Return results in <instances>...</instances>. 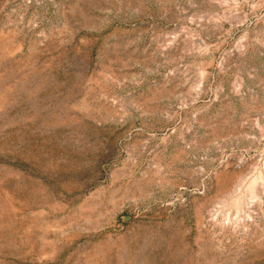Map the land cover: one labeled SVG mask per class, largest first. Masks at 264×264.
<instances>
[{
	"label": "rangeland",
	"instance_id": "obj_1",
	"mask_svg": "<svg viewBox=\"0 0 264 264\" xmlns=\"http://www.w3.org/2000/svg\"><path fill=\"white\" fill-rule=\"evenodd\" d=\"M0 264H264V0H0Z\"/></svg>",
	"mask_w": 264,
	"mask_h": 264
}]
</instances>
